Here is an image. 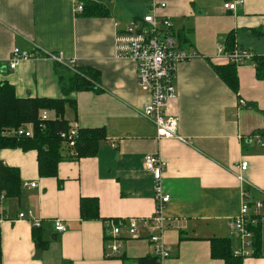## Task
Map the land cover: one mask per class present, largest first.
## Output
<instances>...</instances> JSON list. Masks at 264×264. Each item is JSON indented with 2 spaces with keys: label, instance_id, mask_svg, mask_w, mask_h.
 Listing matches in <instances>:
<instances>
[{
  "label": "crops",
  "instance_id": "0c3cea01",
  "mask_svg": "<svg viewBox=\"0 0 264 264\" xmlns=\"http://www.w3.org/2000/svg\"><path fill=\"white\" fill-rule=\"evenodd\" d=\"M84 1L102 5L108 15L84 17L72 0H0V82L12 85L18 98L57 99L62 92L56 67L62 73L92 69L96 91L73 94L75 110L66 106L65 113H71L68 119L64 113L63 120L106 133L94 157L63 160L55 178L38 175L36 152L0 149V162L17 168L21 180L18 198L0 197V264H137L153 257L147 232L130 238L127 224L118 252L106 249L107 220L153 215V180L143 168L147 155L166 163L161 184L169 202L161 237L169 257L162 264H224L210 257V240L226 239L233 252L239 250L241 235L232 219L240 212L243 188L251 200H264V145L257 144L264 138L258 133L264 81L251 64L234 67L233 91L214 69L228 66L217 46L224 47L232 35L236 48L264 55V0H243L234 12L223 10L225 0ZM153 1L165 4L158 15L187 39L180 48L197 54L178 66L176 96L164 112L178 119L177 134L187 143L156 139L154 124L141 115L148 96L138 87L135 64L115 56L116 33L145 15ZM14 48L36 50V56L10 70ZM41 52L62 54L63 64L57 66ZM240 100L246 106L240 107ZM242 161L246 171L239 168ZM81 198L97 200L98 219H80ZM27 210L42 221L44 250L34 246L30 224L17 220ZM56 219L63 232L55 231ZM254 228L259 248L242 257V264H264V211Z\"/></svg>",
  "mask_w": 264,
  "mask_h": 264
},
{
  "label": "built area",
  "instance_id": "2783aa9c",
  "mask_svg": "<svg viewBox=\"0 0 264 264\" xmlns=\"http://www.w3.org/2000/svg\"><path fill=\"white\" fill-rule=\"evenodd\" d=\"M75 4V12L82 13L83 6L77 0H72ZM243 0H225L222 8L224 11L234 12L237 6L243 4ZM165 4L152 2L148 6L147 13L142 17L131 19L125 28L116 33L114 39L115 56L118 59L130 60L135 64L136 78L139 89L147 94L148 99L144 104L141 115L151 121L155 126L157 140L175 139L182 143L187 140L181 138L177 134L178 119L167 116L165 108L175 96L174 82L176 80L177 68L181 63L190 61L197 57L195 52H188L179 46L175 39L171 36L172 25L168 18L158 15L159 9H164ZM36 50L32 53L21 51L14 48L9 58V69L14 70L19 61H26L36 56ZM219 55H222L228 64L235 67L251 64L254 67L255 54L246 49L234 48L231 52L225 50L223 46H217ZM49 60L57 65L63 64L62 54L41 52ZM240 107L246 106L242 100L239 101ZM49 111H39V119L47 121L51 118ZM76 124L69 125L67 131L60 133L63 144L73 149L75 138L77 137ZM3 135L9 136H32V125L25 124L16 130H6ZM257 144L263 146L264 138H258ZM247 162L242 161L240 170L246 171ZM143 168L148 172L153 180V200L154 212L150 219H129L126 222L113 221L107 222L108 243L106 248L110 253L115 254L121 246L122 227L127 224V233L130 238H135L139 227L144 229L148 234V240L154 246V256L159 264H162L168 257L169 252L162 241V230L166 223L165 207L169 202V196L165 195L162 190V174L165 172L166 163L158 156L147 155L143 160ZM238 179L244 184L241 176ZM35 187V184H31ZM264 211V200H251L249 193L243 188L242 200L240 204L239 214L232 219L233 228L241 235V247L234 250L235 256L246 257L250 255L252 246V234L247 226H256L260 212ZM3 220L0 217V221ZM17 220L29 223L31 228H41L42 221L36 219L31 210L19 212ZM53 226L56 232L65 230L61 220H54Z\"/></svg>",
  "mask_w": 264,
  "mask_h": 264
},
{
  "label": "trees",
  "instance_id": "16d2710c",
  "mask_svg": "<svg viewBox=\"0 0 264 264\" xmlns=\"http://www.w3.org/2000/svg\"><path fill=\"white\" fill-rule=\"evenodd\" d=\"M79 1V0H78ZM81 1V2H80ZM84 17H105L108 10L102 5L80 0ZM171 36L181 45L187 44V39L171 30ZM234 37L229 35L224 48L231 52L235 48ZM255 76L264 81V55L254 56ZM58 66V65H57ZM234 67L228 64L226 68L215 67V71L222 80L233 90L237 89V76ZM61 67H56L57 79L60 84L62 97L52 98H18L12 85L0 82V149H20L22 151L36 152L37 173L43 178H55L58 175V166L63 160H80L94 157L99 145L105 140L104 128H78L77 137L73 149L66 147L60 138V133L69 129L67 121L63 120L65 108L69 106L75 110V101L71 98L73 94L84 91H96L95 85L98 81L97 72L88 68L74 69L75 74L68 80L65 79ZM52 112L54 118L47 121L39 119V111ZM263 128L258 131L264 136V112ZM25 124L32 125V136H9L3 135L6 130H16ZM65 152V154H64ZM248 191L247 188H245ZM21 193V180L17 168L5 166L0 162V197L4 199H15ZM79 217L81 220L98 219V202L94 198H81L79 201ZM260 217H258L259 220ZM108 222L117 220H107ZM106 221V222H107ZM124 221V220H121ZM258 222V221H257ZM255 226H247L253 232L252 253L258 251L259 240L258 229ZM108 239V238H107ZM32 240L38 250L46 248L40 228H32ZM210 257L222 260L224 264H242L243 258L235 256L229 242L226 239L210 240ZM137 264H159L157 258L145 257L137 260Z\"/></svg>",
  "mask_w": 264,
  "mask_h": 264
},
{
  "label": "rangeland",
  "instance_id": "374dc122",
  "mask_svg": "<svg viewBox=\"0 0 264 264\" xmlns=\"http://www.w3.org/2000/svg\"><path fill=\"white\" fill-rule=\"evenodd\" d=\"M73 74H75V70H71L69 73H66V72H65V73L63 74V76L65 77L66 80H68L70 77L73 76ZM70 113H71V111H69V110L66 111V113H65V119H68V118L70 117ZM49 116H50V117H54V115H52V114H49ZM150 218H152V216L149 217L148 219H150ZM139 230H142V228L139 227ZM106 249H107V248H106ZM107 250H108V249H107Z\"/></svg>",
  "mask_w": 264,
  "mask_h": 264
},
{
  "label": "water",
  "instance_id": "95a60500",
  "mask_svg": "<svg viewBox=\"0 0 264 264\" xmlns=\"http://www.w3.org/2000/svg\"><path fill=\"white\" fill-rule=\"evenodd\" d=\"M52 239L54 240V236H52Z\"/></svg>",
  "mask_w": 264,
  "mask_h": 264
}]
</instances>
